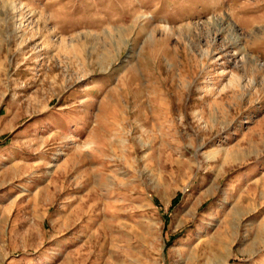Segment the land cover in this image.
I'll list each match as a JSON object with an SVG mask.
<instances>
[{"label":"rangeland","instance_id":"obj_1","mask_svg":"<svg viewBox=\"0 0 264 264\" xmlns=\"http://www.w3.org/2000/svg\"><path fill=\"white\" fill-rule=\"evenodd\" d=\"M0 264H264V0H0Z\"/></svg>","mask_w":264,"mask_h":264}]
</instances>
